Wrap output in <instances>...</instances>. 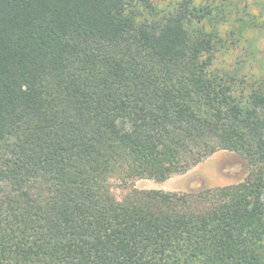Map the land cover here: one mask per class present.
<instances>
[{
	"label": "trees",
	"instance_id": "1",
	"mask_svg": "<svg viewBox=\"0 0 264 264\" xmlns=\"http://www.w3.org/2000/svg\"><path fill=\"white\" fill-rule=\"evenodd\" d=\"M263 33L261 0H0V264H264ZM219 151L242 181L112 192Z\"/></svg>",
	"mask_w": 264,
	"mask_h": 264
},
{
	"label": "rangeland",
	"instance_id": "2",
	"mask_svg": "<svg viewBox=\"0 0 264 264\" xmlns=\"http://www.w3.org/2000/svg\"><path fill=\"white\" fill-rule=\"evenodd\" d=\"M251 9L255 11L256 7L252 6ZM260 37L259 42L261 47L264 48V33ZM247 172V166L239 155L228 151H219L186 173L174 175L162 183L152 180H138L129 183L125 188L115 183L112 187V192L117 198H120L133 188L139 190L155 189L167 192H187L201 188L222 187L242 181Z\"/></svg>",
	"mask_w": 264,
	"mask_h": 264
}]
</instances>
